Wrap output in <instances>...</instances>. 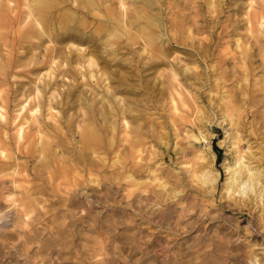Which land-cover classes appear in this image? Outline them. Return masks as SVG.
<instances>
[{
    "label": "rangeland",
    "instance_id": "374dc122",
    "mask_svg": "<svg viewBox=\"0 0 264 264\" xmlns=\"http://www.w3.org/2000/svg\"><path fill=\"white\" fill-rule=\"evenodd\" d=\"M161 1L159 5L165 4V31L157 36L163 39L160 46L176 69H188L185 76L192 82L181 89L189 109L184 110V119L176 116L172 94L164 93L167 86L159 85L169 82V68L146 72L142 86L132 77L128 92L117 93V106L134 110L127 116L129 128L125 131L122 120L112 127L109 117L103 119L110 111L106 101L109 95L101 100L108 81L102 77L103 86L95 87L96 95L91 92L102 75V64L97 72L94 69V79L88 78L89 70L82 69L86 75L83 79L75 72L78 66L64 64L61 72L71 74L58 76L57 91L47 88V99L54 90V96L59 97L53 105L62 118V133L47 120V108L37 115L40 125L37 121L34 124L32 108L21 109L28 102L35 104L39 86L44 89L41 78L54 71L51 62L46 67L41 65L48 55L45 51L59 45L48 37L38 40V36H31L24 42L19 36L18 30L34 33L27 24L31 21L35 26V19H28L26 2L15 0L11 11L5 9L7 21L0 29V150L5 141L13 144L11 150L4 147V155L13 158L16 167L12 169H16L6 168L0 178L14 177L20 182L17 192H5L0 199V209H6V215L0 213V264H264L261 189L257 188L258 195L246 191L242 196L226 189L228 169L235 165L238 151L251 167L262 172L264 185V0ZM57 2L56 18L83 17L79 10L90 8V0H76L86 7L73 6L71 1ZM137 2L143 7L140 0ZM249 14L252 26L245 23ZM17 15L25 23H14ZM151 15L162 18L159 7ZM176 31L186 42L172 40V47L165 35L172 37ZM42 41L40 48L29 49L32 42ZM190 50H200L206 57L189 56ZM110 52L107 60L113 55L132 58L124 50ZM123 69L129 72L127 68L110 70L124 76ZM69 93L73 96L68 107ZM60 101L61 105L57 104ZM90 106L99 116L86 121L83 114ZM225 115L232 116L233 123ZM44 121L50 126L45 127ZM20 122L26 125V133L34 134L33 145L40 147L39 135H45L51 145V159L37 153L30 159L17 153L15 136ZM87 125L93 127L96 136L94 154L83 153L78 143ZM39 128L42 132L36 135ZM56 135L65 137L67 143L56 147ZM132 139L139 142V153L130 151ZM116 143L117 154L107 157L106 148ZM80 153L90 158L88 162L95 161L98 168L91 175L87 166L76 160ZM23 176L28 184L22 182ZM20 186L31 189L26 202Z\"/></svg>",
    "mask_w": 264,
    "mask_h": 264
},
{
    "label": "bare ground",
    "instance_id": "6f19581e",
    "mask_svg": "<svg viewBox=\"0 0 264 264\" xmlns=\"http://www.w3.org/2000/svg\"><path fill=\"white\" fill-rule=\"evenodd\" d=\"M14 1L15 0H0V29L5 28V22L7 21L5 18V13H6L5 9L7 8L11 11L12 10L11 5ZM23 1L26 2V4L28 5L30 9V12L27 15L28 19L34 18L35 26L33 25L34 23H32L31 21L30 22L28 21L27 24L30 25L34 33L25 32V31L21 32L20 30H18L19 36L20 35L22 36V38L24 39V42L28 41V39L31 38V36L33 37L38 36L39 37L38 40H43V38L45 39L46 37H48L50 38L52 42L59 45L58 47L54 46L52 49L47 48L45 51L46 54L48 55L44 56V60L42 61L41 65H45L46 67V66H49V62H51L50 63L52 64L51 69L53 68L54 71L52 73H48L47 75H45L44 79L41 78L40 82L43 83L42 85H44L43 87L44 89H41L39 86L37 89V92L35 93V96H36L35 102H34L35 104L28 102V104H26L23 107V109H21L24 112L27 110L28 106L30 107V109L32 108L30 112L32 113L31 116L34 122L37 121V123H39L37 115L41 113L42 109L45 110L47 108V111H48V116L46 117L47 120L52 122V124L54 125L53 128L55 131L62 133V130H63L62 128L63 126L61 127L62 118L58 116L59 112L57 111V107L55 108L53 105L54 100H57L59 97L57 98V96H54L56 94L54 90V93L51 94L50 99H47L46 90H48L47 88H49V91L52 89H56V86L58 85L57 78L58 76H60V74L65 75V72H68V74H71V71L61 72L60 68L64 67V64H66L68 67H71L72 65L78 66L79 68H76L78 70H75V69L74 70L76 74L80 72L81 74L80 77L82 78L86 77V75L82 73L83 72L82 69L83 70L85 69V71L89 70L90 77L88 78H92V79H94L95 75L97 74V73L95 74L93 73L94 69H95V72H97V68L100 66V64L104 66L100 68L99 71H101L102 75L96 80L97 84L94 85V88H91V92L96 95L97 91L95 87H100L105 82L102 79V77L105 78L106 81H108V86H107L108 88L104 90V93H103L104 96L101 100H104V97L109 95L110 101L109 100H106V101L108 103V106L110 107V111L108 113V116L103 117V119L106 120V117H109L108 123H110L112 127H115L114 123L119 122L118 120H122V122H124V125L121 123L124 126L122 129L123 131L129 128L128 123L126 122V119L129 113H134L133 112L134 110H130L126 106L122 107V104L119 107L117 106L119 102L118 101L116 104L118 91L123 92L125 89V92H128V88L130 87L128 85V82L133 80L132 77H137L138 81L141 82V86H142L143 84L142 75L144 73L157 70L162 67L169 68L170 73H171L169 82L168 83L162 82L161 84L159 83V85L167 86V88L164 87V90H163L164 93L167 91L166 93L169 92L170 94H172V104H173L172 109L174 111V114L179 117L181 116L183 119L185 118L186 115L184 116V110L188 108V102L185 100V98H183L185 95L182 89L184 88L181 89V87H183L184 84L188 82H192V80L190 81V77L185 76V74L188 72V69H185V70L176 69L174 63L172 61H169L168 59L169 55H167V53L165 52L163 45L160 46V42L163 39L160 40V38L157 36V33H160V32L162 33L165 31L164 24H163L164 23V12L162 9L165 4L163 6H162V3L161 5L158 4L161 0H140L139 3H141L143 7H138L136 5V3H138L137 2L138 0H118L117 2H111V0H90V2L87 4V5H90V8H85L84 11L79 10V12L83 14V17L79 16L77 18H74L69 15L67 16L64 15V16L56 18L54 15V9L58 6L57 0H40V1L34 0V2H31L32 0H23ZM69 1H71V4L73 6L76 5L77 7H81V6L86 7V3H79V2H76V0H64V3L66 4ZM35 3L37 4L36 6L34 5ZM130 3L131 5H133L132 8L129 7ZM107 4L109 7L106 6ZM157 7H159L160 16L162 18H157L151 15V11ZM247 19L248 20L247 21L245 20L246 21L245 23L250 24V26H252L253 19L250 14H249V17L247 15ZM14 23H16L17 25H21L22 23H25L24 18H21L20 16L17 15ZM168 23H170L174 27V29L177 30V26L173 21H169ZM89 29L91 31H89ZM168 35H165L167 38L166 43L170 42V46L172 45V47L174 45V44H171L172 40H175L177 43L180 42L182 44L186 42L185 41L186 39H183L182 36L178 35L177 31L175 33L172 32V37ZM111 36L113 37V39L110 38ZM179 37L181 38L180 40L182 42L177 39ZM70 42L74 44L70 45L71 44ZM42 45H43V41L40 43L32 42L29 45V49L33 51V50H36L37 48H40ZM86 45H88L89 47ZM85 46L88 48L84 49ZM136 46L137 48H139L137 51L135 50ZM109 50L110 51L114 50L115 51L114 54H117L119 53V51L124 50L127 53L131 54L132 58L125 59V57L123 56L124 59L123 58L120 59L119 55H113V56L110 55L111 57L109 58V60H107L109 53H111ZM73 52H76L75 56L71 55ZM188 54L189 56H192V57H195V56L196 57L200 56L201 58L206 57V54L205 53L202 54L200 50H198L197 52L190 50L188 51ZM112 68H117V69L127 68L129 69V72H126L123 69V71H125L126 73H124L125 75L123 74L124 76H122V74H120V72L118 71H111L110 69ZM75 72L74 73L72 72V73L75 74ZM196 76H199V75L196 74ZM194 78L195 76L193 77V79ZM112 84L116 85L117 88H114V87L112 88L111 87ZM147 86H150V85H147ZM151 88H156V85H152ZM57 90L58 89H56V91ZM121 92L119 93L121 94ZM72 96L73 95L71 93H69L67 96L68 101L66 102V105L68 107L71 101L70 99H72ZM62 100L64 101V99ZM222 100L220 101L221 103H222ZM61 103L62 101L57 102V104H60V105ZM90 107H91L90 111H88L87 114H83V116L85 115V118L83 119H85L86 121L90 119L95 120L97 115L99 116V111L93 108L92 106ZM225 116L229 119L231 123H233L232 119H230L232 118V116L230 115H225ZM14 123L15 122H13V124ZM34 124H36V122ZM44 124H45V127L46 126L48 127L50 126L51 123L49 124L44 121ZM24 126H26L24 122H20L17 125L18 127L17 136H15L17 153L23 154L25 156L27 155L29 156L30 159L35 153H37L38 156L44 157L45 159H51L50 158V156L52 155V149L50 150L51 145L48 142V139L44 137L45 135L42 136L41 134L42 129L39 128L37 130L38 134H36V135L41 134V136L39 135V140L37 142L38 144H40V147H39V146L33 145L32 138H34V134L26 133V129L24 128ZM36 129H37V126H36ZM115 130L116 129L113 128V131ZM122 130H121V134H122ZM126 134L130 136L129 133H126ZM54 138L59 139V141L55 145L56 147L61 146L62 143L63 144L65 142L67 143L65 137L59 138V136L56 135L54 136ZM115 138L116 136L113 135L112 139H115ZM130 139L131 138L129 137V140ZM95 141H96V136H95L93 127H89V125H87L86 128L82 130L81 135L78 136V143L83 146L81 148L82 152L87 153L91 151L93 154L96 153L97 149L93 148L95 145L94 143H97ZM131 141L134 142L133 139ZM7 142L5 141V143H3V149L0 150V175L3 172H6L7 170L6 168L12 169V167H16V165L12 162L13 158L9 157L8 154H7L8 156L4 155L5 153L4 151L7 150L5 148L8 147L10 149L13 147L12 146L13 144L11 143L7 144ZM127 142L129 141H126V143ZM122 144L124 143L123 142L121 143V147H122ZM138 144L139 142L130 143L129 145V147L131 148L130 151L135 150L136 153H139L140 144L139 145ZM116 146H117V143L114 145L108 146L106 148L107 157L108 156L111 157V156H114V154L115 155L117 154L116 152L118 151H116ZM10 150L9 152H11ZM236 156L237 157H236L235 165L232 168L228 169L230 173L229 174L230 177L228 179V184L226 187L228 193H231V192L234 194L238 193L240 194V196H242V195H246V191H252V192L256 191V195H258L257 188H259L261 189V191L259 192L260 193L259 196L262 198V202H264V185L262 183V177H263L262 172L256 168L251 167V165L248 162H246L245 157L239 151L237 152ZM87 157L89 158L88 155ZM76 160H80V163L85 164L87 166V169H88L87 172H89L90 175L92 174V172H94L95 167H97V165L94 163L95 161L88 162L90 158L86 159V157L81 155V153H80V156H78V159L76 158ZM92 160H96V159H92ZM96 161H98L100 164L99 160H96ZM138 166H139V163H138ZM13 169H16V168H13ZM16 174H19V173H16ZM23 178L24 179H22V182H24V184H28V181L26 180V178L24 176ZM17 182H20V181H17L14 177L10 180H5V179L0 178V199H2V197L6 194L5 192H8V193L12 191L17 192L16 190L19 189V187L17 188ZM11 185L15 186V188L12 187ZM20 188L23 190V191L21 190L22 191L21 193H22V196L25 198L24 202H26V199L28 198V196H31V193H30L31 189L27 190V188L23 186H20ZM3 203H4V200H3ZM23 205L25 204L23 203ZM4 211L0 209V213H2L3 215H6L5 214L6 212ZM25 215H27V213H25ZM5 218L7 217L5 216Z\"/></svg>",
    "mask_w": 264,
    "mask_h": 264
}]
</instances>
